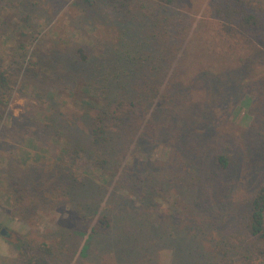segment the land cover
<instances>
[{"label": "rangeland", "instance_id": "obj_1", "mask_svg": "<svg viewBox=\"0 0 264 264\" xmlns=\"http://www.w3.org/2000/svg\"><path fill=\"white\" fill-rule=\"evenodd\" d=\"M23 1L0 0V69L15 78L7 104H0V264H32L42 242L51 251L46 264H246L245 201L264 185L263 40L248 36L251 44L237 54L241 80L222 88L223 104L214 118L208 114L206 158L148 130L144 139L122 134L106 162L102 148L95 152L88 119L103 111L101 100L58 78L60 59L80 45L99 59L105 43L117 41L122 18L130 17L116 14L110 0H34L33 8ZM209 5L180 7L197 22L217 24ZM188 37L197 41L193 32ZM237 63L210 61L201 70L222 78ZM193 90L190 111L198 117L210 108L200 103L212 96L205 85ZM86 96L96 103L82 104ZM245 97L252 101L244 104ZM213 152L233 165L209 188L202 183L205 168L214 167ZM100 216L110 219L105 234L77 228V220Z\"/></svg>", "mask_w": 264, "mask_h": 264}, {"label": "trees", "instance_id": "obj_2", "mask_svg": "<svg viewBox=\"0 0 264 264\" xmlns=\"http://www.w3.org/2000/svg\"><path fill=\"white\" fill-rule=\"evenodd\" d=\"M197 1L152 0L148 5L145 0H110L116 14L125 13L130 17L129 20L122 18L117 41L105 43L99 59L81 45L75 48L71 57L62 55L63 75L58 78L78 82L83 92L92 90L102 102L99 104L103 111L88 119L92 124L90 135L95 152L100 153L102 148L100 154L105 156L106 162L109 156L118 152L117 143L122 134L138 132L139 139H144L149 135L148 130L176 139L178 147L185 152L193 148V155L202 158L208 155L209 149L201 143L213 124L209 115L214 118L213 110L223 104L219 96L224 93L222 88L229 91L238 79L237 73L243 70L237 54L247 43L251 44L248 36L264 42V0H255L256 5L251 4L253 0H234L233 3L209 0L211 6L208 9L218 20L217 24L197 22L181 11L180 5L188 2V8L193 9ZM85 2L89 4L92 0ZM23 3L27 8L37 6L34 0ZM189 32L196 35L197 41L188 37ZM184 42L187 44L183 48ZM220 60L238 63L227 68L226 76L222 78L201 70L203 63ZM194 72L199 73L192 79ZM14 79L12 72L0 69V104L4 107ZM198 85H205L212 97L200 103L205 108L206 103L210 108L197 117V113L190 111V106L191 97L196 93L193 88ZM251 101V97H245L243 103ZM81 103L91 106L96 101L86 96ZM197 123L201 129L193 127ZM29 142L34 140L31 138ZM214 152L210 156L214 167L205 168L207 181L202 183L209 188L216 175H225L233 165L228 155ZM219 167L220 172L215 170ZM94 172H99V168ZM200 178L195 177V180ZM68 188L80 189L79 186ZM245 203L249 204L245 232L251 239L246 264H264V185ZM76 225L91 235H103L110 228V219L107 216L88 217L77 220ZM37 251L31 259L32 264H46V258L51 255L47 243H40ZM23 255L28 256V250L25 249Z\"/></svg>", "mask_w": 264, "mask_h": 264}, {"label": "water", "instance_id": "obj_3", "mask_svg": "<svg viewBox=\"0 0 264 264\" xmlns=\"http://www.w3.org/2000/svg\"><path fill=\"white\" fill-rule=\"evenodd\" d=\"M0 233H1V234H4V231L2 230Z\"/></svg>", "mask_w": 264, "mask_h": 264}]
</instances>
